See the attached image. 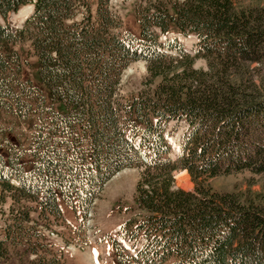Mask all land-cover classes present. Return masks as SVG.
<instances>
[{"label": "trees", "instance_id": "obj_1", "mask_svg": "<svg viewBox=\"0 0 264 264\" xmlns=\"http://www.w3.org/2000/svg\"><path fill=\"white\" fill-rule=\"evenodd\" d=\"M110 1L0 0V115L30 132L0 124V264H65L45 232L63 219L60 199L86 216L125 167L143 170L139 211L121 234L141 244L132 254L115 242L118 264H264V203L208 183L264 176V92L250 77L264 62V0H144L137 33ZM26 4L34 11L13 26L9 15ZM158 30L194 33L199 50L163 43ZM27 41L35 79L15 47ZM200 56L208 69L195 67ZM138 60L145 85L122 99V74ZM173 119L190 126L177 159L165 138ZM177 169L195 189L175 186Z\"/></svg>", "mask_w": 264, "mask_h": 264}, {"label": "rangeland", "instance_id": "obj_2", "mask_svg": "<svg viewBox=\"0 0 264 264\" xmlns=\"http://www.w3.org/2000/svg\"><path fill=\"white\" fill-rule=\"evenodd\" d=\"M182 1V0H181ZM251 0H244L245 3H251ZM144 0H111V6L115 13L123 19V28L130 29L137 33L139 30V21L136 8L142 5ZM264 3V2H263ZM28 5V4H27ZM20 11V10H19ZM18 11V12H19ZM11 12L8 21L15 27H23L26 18L31 11ZM24 14V15H23ZM2 20V18L0 17ZM177 37L191 55L199 50V39L195 34L182 35L179 33H170L167 36L161 35L160 41L165 43L168 39ZM16 49L21 52L23 58V68L25 74L31 75L35 79L36 56L30 43L18 42ZM177 53V51H173ZM197 69H208L209 65L205 57L200 56L195 59ZM254 68H260L250 75L257 84H261V92H264V62L252 64ZM148 72V64L144 60H138L130 64L122 74L119 85L118 96L128 98L131 95L138 94L145 85V78ZM239 78V77H238ZM238 78L236 80H238ZM159 80V79H157ZM240 80V79H239ZM263 90V91H262ZM17 119L13 115H0V124L5 129L15 125L14 134L23 135L25 138L30 132L22 127H18ZM170 133H168V142L171 144L170 157L177 158L180 152V146L184 135L187 133L188 126L185 121L172 120L169 123ZM141 167H125L114 174V176L104 184L101 192L95 198L88 214H84L76 208L69 207L65 202L61 203L64 210V220L54 221L50 219L49 226L45 227L47 239L55 244V249L60 250L65 255L66 264H118L114 253L113 241L117 239L130 252H135L140 246L128 237H122L119 232L120 226L125 223L128 217H134L139 209L135 202L137 187L142 178ZM175 186L185 189H195L196 183L191 173L182 169L174 172ZM210 187L214 191L233 192L239 194L242 199L249 201L255 199L256 202L264 203V176L250 171L235 172V174H222L208 180ZM11 200L4 204V210L9 211ZM26 206H30L29 204ZM16 209V207H15ZM17 210V209H16ZM7 217V216H6ZM33 224H41L43 219L33 211ZM48 220H44L46 225ZM56 222V223H55ZM3 264H20V261L3 262Z\"/></svg>", "mask_w": 264, "mask_h": 264}, {"label": "bare ground", "instance_id": "obj_3", "mask_svg": "<svg viewBox=\"0 0 264 264\" xmlns=\"http://www.w3.org/2000/svg\"><path fill=\"white\" fill-rule=\"evenodd\" d=\"M28 6H29V5H26V7H28ZM31 6H32V10H33L34 6H33V5H31ZM26 7L22 8V9L18 12L19 15H20V12H21V11L26 10ZM24 14H26V12H25ZM24 14H23V15H24Z\"/></svg>", "mask_w": 264, "mask_h": 264}]
</instances>
